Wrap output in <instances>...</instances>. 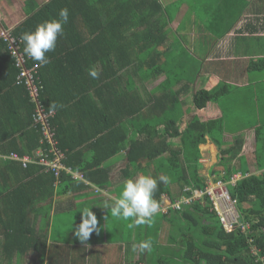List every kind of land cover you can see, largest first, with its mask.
Masks as SVG:
<instances>
[{
	"label": "trees",
	"instance_id": "trees-1",
	"mask_svg": "<svg viewBox=\"0 0 264 264\" xmlns=\"http://www.w3.org/2000/svg\"><path fill=\"white\" fill-rule=\"evenodd\" d=\"M179 1L178 7L192 0ZM168 4L163 0H51L11 29L15 37L21 38L23 33L34 31L42 22L58 19L64 8L68 10L69 22L80 21L83 25L84 38L73 42L74 51L70 54L71 59L63 65L67 68L63 75L56 73V65L50 63L39 66L30 59L28 65L38 64L43 84L41 104L47 110H51L52 103L62 105L55 110L51 126L56 147L65 154L63 164L82 173L88 183L72 180L65 172L58 181L55 174L45 172L43 166L29 164L24 168L19 162L4 159L11 153L32 154L41 147V128L35 123V107L27 92L29 107L24 122L17 126L0 122L3 132L0 137V183H7L0 186V207L5 214L8 210H19L23 215L29 208L32 211L41 199L25 198L39 187V181L48 189L50 198L55 197L59 186L67 193L69 190L73 192L75 186H96V193L108 191L113 168L109 161L124 153L127 170L122 174L142 169L147 173L152 171L154 178L162 175L169 178L167 183H158L154 198L159 205L164 195L171 201L182 196L191 197L194 191L206 190L209 185L200 172L202 165L199 162L202 156L200 147L207 139L218 148L220 160L226 162H219L221 165L213 167L211 174L223 172L221 180L230 182L234 168L225 165L229 162L225 157L231 154L235 158L241 152L242 137H235L226 145L224 138L228 128L224 118L202 121L195 116L188 121L190 109L186 105L189 102L196 110H203L211 102L219 103L234 88L222 83L211 89L194 91L195 73L191 72L194 75L187 79V71L185 73L182 66L183 73L173 75L176 65L173 55L181 44L179 40L175 43L177 39L174 37L173 41L170 40L176 13L170 8L172 4ZM23 45L25 47L24 41ZM1 50L11 58L13 78H17L19 71L15 59L3 39H0ZM98 64L100 69H95L98 76L93 78L89 72ZM181 78L189 82L176 91L173 85L180 83ZM74 79L87 84L79 89L68 87ZM148 82H151L150 86L159 83L145 99L140 85L149 86ZM189 95L191 99H186ZM76 106V112L82 111L78 115L82 118L77 122L65 117L71 115L69 109ZM63 117L68 121H62ZM19 132H22L21 139L14 138ZM175 139L177 143L173 141ZM43 147L46 150L51 148L50 144ZM260 157L256 154L258 164L264 168ZM243 167L246 171V166ZM6 171L15 176L7 177ZM131 172L129 176H133ZM244 176L235 186L228 188L237 201L242 220L250 225V233H243L240 228L227 232L212 209L210 199L204 196L189 205L184 204L179 211L156 214L152 221L138 225L137 234H147L153 244V255L149 254L147 264H264V172L260 176ZM174 184L181 196L173 192ZM25 202L31 206H26L28 203ZM6 220L10 222L6 228L10 233L6 231L5 247L12 245L14 235L19 233L17 226H12L18 220ZM163 228L168 233L164 244L158 243ZM252 246L257 249L256 254Z\"/></svg>",
	"mask_w": 264,
	"mask_h": 264
},
{
	"label": "crops",
	"instance_id": "crops-1",
	"mask_svg": "<svg viewBox=\"0 0 264 264\" xmlns=\"http://www.w3.org/2000/svg\"><path fill=\"white\" fill-rule=\"evenodd\" d=\"M50 1L0 0V32L4 29H14L25 22L30 17V13L33 15L34 11H39ZM163 1L172 6L180 2L179 0ZM188 10H192V13ZM175 13L171 25L173 37L187 43L184 46L193 53H189L190 58L198 55V60L202 61V65L195 72L197 77L193 82V90H199L196 89L197 83L210 84L207 89L222 83L234 88L233 92L219 103L211 102L203 110H196L194 106L192 108L191 103L188 102L186 108L190 109L189 114L192 113L190 120L195 116L202 121L223 117L228 128L225 136H230L229 142L225 144H231L238 136L243 139L241 152L235 158L228 154L225 159L229 162L225 165L234 168L233 176H238V181L244 175V177L260 176L264 168L258 164L256 154H260L261 164H264V0H192L190 3L180 4ZM202 20L205 21L204 27L200 24ZM220 25H222L221 31H219ZM63 28L64 35L58 38L55 50L46 54L51 61L50 65H56V73L61 72V75L67 69L63 65L71 59L70 54L74 51L73 42H79L84 38V28L80 21L77 23L68 21ZM182 57L187 56L178 46L173 55L175 66L180 67L179 60ZM190 58L187 57L189 63H195ZM10 60L6 52L1 50L0 122L17 126L28 117L29 106L26 89L18 84V77L13 78L14 70ZM206 65L213 70L207 69ZM93 69L99 70V64ZM175 74L180 75L176 69ZM189 74L190 72L187 71V79ZM187 82L189 81L181 78L180 83L175 82L173 89L178 91L187 85ZM86 84L83 80L74 79L68 87L79 89ZM148 94L143 91L145 99L148 98ZM186 99H191V95ZM69 111L71 115L65 117H70L76 122L81 120L82 117L78 115L82 111L76 112L77 106L70 108ZM203 111H206L207 116L199 115ZM61 120L68 121L64 117ZM2 133L0 130V137ZM21 134L22 132H19L13 137L21 139ZM173 141L178 142L177 139ZM200 149L202 155L199 161L202 165L200 172L209 184L214 183L221 179L223 172L213 175L212 168L217 167L221 161L226 162L218 161V148L210 139H207ZM207 155L211 157V163L207 160ZM109 163L113 168L110 171L111 186L106 192L96 193V186H91L92 188L75 186L73 192L69 190L67 193L59 186L56 188L55 197L50 198L48 189L42 181H39V187L34 188L31 196L25 199H41V201L34 205L32 211L29 210L30 208L27 209V216L19 210H8L5 214L0 207V219H2L0 264H147L152 247L151 250L141 251L137 248L133 251V246L142 241H152L151 238L147 234L140 236L137 234L138 225L135 224V220L125 221L112 217L110 210L103 208V205L104 202L114 201L119 196L126 179H134L138 174L154 176L152 171L147 173L142 169L136 173L133 169L132 172L129 170L128 173L122 174L127 170L125 153L115 156ZM243 166H246V171ZM130 172L133 176H129ZM5 174L7 177L15 176L11 171H6ZM237 182L231 184L230 179V182L226 183L227 188L235 186ZM4 184L7 183L2 182L0 186L3 187ZM176 186L174 184L173 192L179 194ZM26 206L31 205L28 203ZM163 207L164 205H160L157 214L164 213ZM86 208H90L96 216L98 225L97 231H93L87 241L81 242L75 236V230L82 222L81 212ZM6 218L18 220L12 226H17L19 233L14 235L12 245L5 247L6 234L9 232L6 228L10 226ZM129 224L133 226L129 227ZM163 230L158 243L164 244L168 233H164Z\"/></svg>",
	"mask_w": 264,
	"mask_h": 264
},
{
	"label": "built area",
	"instance_id": "built-area-1",
	"mask_svg": "<svg viewBox=\"0 0 264 264\" xmlns=\"http://www.w3.org/2000/svg\"><path fill=\"white\" fill-rule=\"evenodd\" d=\"M0 39L7 43L8 52L15 59V67L19 71L18 84L25 86L31 102L35 105L34 120L37 125H40L42 132L41 147L34 151L33 154L20 156L17 153H11L4 156V159L19 162L24 168L29 164L43 166L44 171L54 173L58 181L62 172H65L72 180L86 181L82 173H76L63 164L65 154L57 149L56 141L54 140L55 132L51 126V118L54 117L55 112L47 110L40 102L43 85L38 76V65L32 67L28 65L31 58L24 53L23 40L15 37L11 29L2 30ZM45 144H50V150L44 149L43 146ZM238 180V176H233L231 184H235ZM204 196L210 199L212 209L217 212L220 223L227 232L231 233L240 228L243 233H250V225L242 220L237 201L231 196L227 184L221 179L210 183L206 190L194 191L193 196L188 198L181 197L182 199L171 201L168 196L164 195L162 198L163 204L161 203V206L164 205V209L162 208L163 214H167L170 210L179 211L184 204L189 205L194 200ZM250 243L253 244V241L250 240ZM252 247V251L256 254L257 249L254 246Z\"/></svg>",
	"mask_w": 264,
	"mask_h": 264
},
{
	"label": "clouds",
	"instance_id": "clouds-1",
	"mask_svg": "<svg viewBox=\"0 0 264 264\" xmlns=\"http://www.w3.org/2000/svg\"><path fill=\"white\" fill-rule=\"evenodd\" d=\"M68 18V10L64 8L60 10L58 19L52 18L44 21L37 25L34 31L23 33L21 39L25 42L24 53L38 62L39 66L47 65L49 59L46 54L55 50L58 38L64 35L63 26L68 22ZM89 74L93 78L98 76L94 69L90 70ZM38 76H40L39 67ZM49 107L52 111H55L57 107H62V105L52 103ZM168 180L169 178L164 175L157 179L144 174H138L134 179H126L119 196L114 201L104 202L103 208L110 210L112 217L125 221L135 220L137 225L147 223L157 214L160 207L159 202L154 198L158 183H167ZM81 213L82 222L76 228L75 236L81 242H85L93 231H97L98 221L90 208L84 209ZM132 226V224H129V227ZM151 247V241H142L133 246V251H136L137 248L141 251L151 250Z\"/></svg>",
	"mask_w": 264,
	"mask_h": 264
},
{
	"label": "rangeland",
	"instance_id": "rangeland-1",
	"mask_svg": "<svg viewBox=\"0 0 264 264\" xmlns=\"http://www.w3.org/2000/svg\"><path fill=\"white\" fill-rule=\"evenodd\" d=\"M178 3H175L172 7H170V8H172L171 10L175 13L177 10H178ZM186 12V11H185ZM184 12V13H185ZM188 12L189 13H192V10H188ZM205 15L206 16H208L207 15V13H205ZM194 19H195V16H194ZM187 22V21H186ZM200 24L204 27V25H205V21L204 20H202V21H200ZM222 30V25H220V28H219V31H221ZM175 38V37H174ZM178 39V38H177ZM171 41H173V36L171 35V39H170ZM178 40H175V43L177 42ZM180 44H183V45H180V49H181V51L187 56V57H189L190 58V56H189V53H191V54H193L192 52H190L189 50H188V48L186 47V46H184V45H187V43H185V42H183V40L182 39H180ZM170 45V44H169ZM194 56V58H190L192 61H195V63H189V61L185 58V57H182L181 58V65H180V67H178V66H175V69H176V71L177 72H179V73H183V69H182V63H183V65H184V68L186 69V71H188V72H190V74L189 75H191V74H193V73H195L196 71H197V69L202 65V61L201 60H198L199 58H198V55H193ZM207 66V69H210V70H213L209 65H206ZM173 71V75L175 74V71L174 70H172ZM185 71V72H186ZM191 72H193V73H191ZM173 75H172V72H171V76L173 77ZM194 75V74H193ZM202 78H204V77H202ZM216 81H217V79H216ZM151 82H148L147 83V85H149ZM157 84V83H156ZM156 84H154V85H149V86H146V85H143V84H141L140 85V87L142 88V90L144 91V93L145 94H147V92L149 93V91L151 90V89H153L154 87H155V85ZM144 86V87H143ZM211 85L210 84H208V83H206V84H202V85H199V83H197V86H196V89H200V88H209ZM174 88H176V87H174ZM195 89V90H196ZM189 106V105H188ZM192 108H193V106H191ZM195 111V110H194ZM193 114H194V112H193ZM199 115H201V116H207L206 115V111H203L202 113H199ZM191 116H192V113L191 114H189L188 116H187V120L189 121L190 120V118H191ZM204 116V117H205ZM229 140H230V136L229 135H226L225 136V139H224V142L226 143V142H229ZM178 141V140H177ZM219 152V151H218ZM207 160H209V162L211 163L212 162V159H211V157L209 156V155H207ZM218 161H220V157L218 156ZM175 195L176 196H178L179 194H177V193H175ZM164 231V233H167V229H164L163 230ZM152 251L153 250H151V252H150V254L151 255H153V253H152Z\"/></svg>",
	"mask_w": 264,
	"mask_h": 264
}]
</instances>
